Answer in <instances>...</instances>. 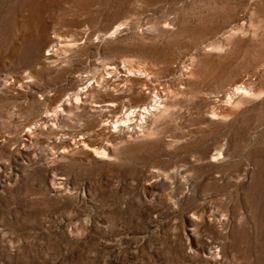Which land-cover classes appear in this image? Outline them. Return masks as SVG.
I'll list each match as a JSON object with an SVG mask.
<instances>
[{"label": "rangeland", "instance_id": "rangeland-1", "mask_svg": "<svg viewBox=\"0 0 264 264\" xmlns=\"http://www.w3.org/2000/svg\"><path fill=\"white\" fill-rule=\"evenodd\" d=\"M0 264H264V0H0Z\"/></svg>", "mask_w": 264, "mask_h": 264}, {"label": "bare ground", "instance_id": "bare-ground-1", "mask_svg": "<svg viewBox=\"0 0 264 264\" xmlns=\"http://www.w3.org/2000/svg\"><path fill=\"white\" fill-rule=\"evenodd\" d=\"M81 92H82V91H81ZM156 92H157V91H156ZM80 94H81V93H80ZM152 94H153V93H152ZM155 96H156V95H155ZM230 97H231V96H230ZM153 100H154V99H153ZM156 101H157V100H156ZM156 103H157V102H156ZM152 104H153V103H152ZM157 105H158V104H157ZM155 106H156V105H155ZM155 106H153V107H155ZM137 107H138V106H137ZM137 107H136V108H137ZM142 107L144 108V106H142ZM146 108H147V107H146ZM136 111H141V112H142V111H144V109L140 110V108H138Z\"/></svg>", "mask_w": 264, "mask_h": 264}]
</instances>
